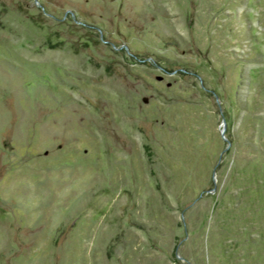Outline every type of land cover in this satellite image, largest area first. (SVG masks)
I'll list each match as a JSON object with an SVG mask.
<instances>
[{
    "label": "rangeland",
    "instance_id": "374dc122",
    "mask_svg": "<svg viewBox=\"0 0 264 264\" xmlns=\"http://www.w3.org/2000/svg\"><path fill=\"white\" fill-rule=\"evenodd\" d=\"M0 264H264V0H0Z\"/></svg>",
    "mask_w": 264,
    "mask_h": 264
}]
</instances>
